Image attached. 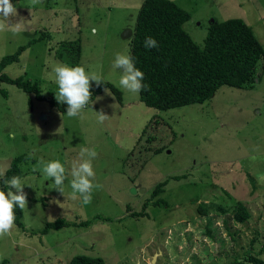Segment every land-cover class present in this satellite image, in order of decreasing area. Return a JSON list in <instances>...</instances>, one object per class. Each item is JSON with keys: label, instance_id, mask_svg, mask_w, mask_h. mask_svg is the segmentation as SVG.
I'll list each match as a JSON object with an SVG mask.
<instances>
[{"label": "rangeland", "instance_id": "obj_1", "mask_svg": "<svg viewBox=\"0 0 264 264\" xmlns=\"http://www.w3.org/2000/svg\"><path fill=\"white\" fill-rule=\"evenodd\" d=\"M143 1L10 0L16 16H0V63L36 40L2 74L37 81L57 101L55 67L82 66L122 92L119 101L104 88L69 117L1 83L0 172L24 157L27 206L23 227L14 223L0 236V264H68L80 254L105 264H227L248 252L264 258V68L252 89L222 86L202 104L147 107L140 93L120 86L121 70L113 68L117 53L129 56L131 38L123 35L134 30ZM172 1L190 13L183 28L202 47L214 22L233 18L248 23L264 46V0ZM99 84L90 81V92ZM101 111L108 116L103 123ZM82 149L96 152L91 162L99 185L86 204L73 197L70 175L62 194L38 164L58 160L70 172ZM166 181L164 192L151 196ZM158 199L166 204L156 206ZM235 201L249 210L244 223L234 220ZM144 208L148 216H133ZM59 219L90 225L42 232Z\"/></svg>", "mask_w": 264, "mask_h": 264}, {"label": "trees", "instance_id": "obj_2", "mask_svg": "<svg viewBox=\"0 0 264 264\" xmlns=\"http://www.w3.org/2000/svg\"><path fill=\"white\" fill-rule=\"evenodd\" d=\"M190 19V13L172 0H144L141 5L131 37L129 56L144 74L142 83L148 87L139 93L141 102L147 107L167 111L202 104L210 100L222 86L252 89L256 80H259L258 68H264V46L248 23L239 18L214 22L209 27L205 45L202 47L195 43L183 28L184 23ZM147 37L154 38L158 47L145 48L144 41ZM35 42L36 40H33L20 47L14 54L1 61L0 86L3 82L16 85L25 93L33 94L38 101H45L52 107L66 112L67 104H59L53 96L44 94L37 81L13 79L2 74L7 65L18 62L27 47ZM104 88H109L117 99L122 101V92L110 83H101L92 90L91 100ZM0 92L4 93L1 88ZM154 139L155 136L150 137L148 141ZM158 152L160 149L155 151ZM23 158L20 156L13 160L12 168L0 181L2 185H6L4 181L13 176L21 177L19 164ZM184 177L185 175L175 176L173 179L180 180ZM166 183L167 181L158 184L151 196L157 197L164 192ZM5 187L8 188L7 185ZM161 204H166V201L158 199L155 202L156 206ZM236 206L234 220L244 223L250 217L249 210L241 201L236 202ZM198 210L203 215L208 213L201 205ZM14 213V223L23 227L22 209L17 206ZM133 216L148 215L144 208V212L134 213ZM69 225L85 227L90 225V221L71 223L59 219L49 223L42 232L47 233L50 229L58 230ZM68 264H105V261L101 257L80 254L74 256ZM227 264H264V258L260 254L248 252L244 257H236Z\"/></svg>", "mask_w": 264, "mask_h": 264}, {"label": "clouds", "instance_id": "obj_3", "mask_svg": "<svg viewBox=\"0 0 264 264\" xmlns=\"http://www.w3.org/2000/svg\"><path fill=\"white\" fill-rule=\"evenodd\" d=\"M32 2L38 3L39 0H32ZM16 14L17 10L10 0H0V16L4 20L9 21L10 17H14ZM144 46L147 49L157 48L158 43L154 38L147 37ZM113 68L121 70L119 84L122 88L132 93H139L147 89L148 86L142 83L144 79L143 72L135 66L130 56L117 53ZM54 72L58 85V92L55 93L57 101L67 104V116H78L91 99L90 81H95L97 84L102 81L94 74H87L82 66L69 67L58 64ZM105 91L108 90L105 89ZM106 119H108V116L102 111L98 113L100 123H103ZM95 156L96 152L94 150L82 149L79 156L73 159L70 172H67L65 166L58 160L44 161L41 159L38 164L43 174L54 181L55 189L62 194L64 192V182L70 175L73 197L79 194L82 202L86 204L91 202V193L94 186L99 187V185L93 184L95 172L91 161ZM4 175L5 172H0V177ZM4 183L10 190L7 194L5 191L0 190V236L9 234L13 228L14 208L18 206L20 209H24L27 206V194L23 191L24 185L21 183L20 178L13 176L5 180ZM11 189H15V192Z\"/></svg>", "mask_w": 264, "mask_h": 264}, {"label": "water", "instance_id": "obj_4", "mask_svg": "<svg viewBox=\"0 0 264 264\" xmlns=\"http://www.w3.org/2000/svg\"><path fill=\"white\" fill-rule=\"evenodd\" d=\"M132 35H133V31H130V30H129L128 32H126V33L123 35V37H124V38H127V37H128V38H131ZM133 191L136 192V189H133ZM142 191L144 192L145 190L143 189Z\"/></svg>", "mask_w": 264, "mask_h": 264}]
</instances>
